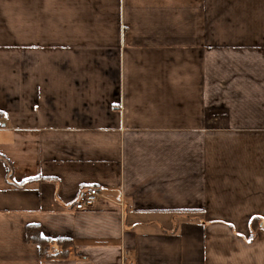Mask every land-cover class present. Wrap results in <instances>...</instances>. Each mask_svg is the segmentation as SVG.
Wrapping results in <instances>:
<instances>
[{
    "label": "crops",
    "instance_id": "obj_1",
    "mask_svg": "<svg viewBox=\"0 0 264 264\" xmlns=\"http://www.w3.org/2000/svg\"><path fill=\"white\" fill-rule=\"evenodd\" d=\"M0 264H264V0H0Z\"/></svg>",
    "mask_w": 264,
    "mask_h": 264
},
{
    "label": "trees",
    "instance_id": "obj_2",
    "mask_svg": "<svg viewBox=\"0 0 264 264\" xmlns=\"http://www.w3.org/2000/svg\"><path fill=\"white\" fill-rule=\"evenodd\" d=\"M28 240L37 243L41 249L43 258H53L66 256L70 242L66 239H50L41 235L38 224H32L27 227Z\"/></svg>",
    "mask_w": 264,
    "mask_h": 264
},
{
    "label": "built area",
    "instance_id": "obj_3",
    "mask_svg": "<svg viewBox=\"0 0 264 264\" xmlns=\"http://www.w3.org/2000/svg\"><path fill=\"white\" fill-rule=\"evenodd\" d=\"M100 196L101 192L98 187H91L89 189L82 190L77 195L73 207L77 211H85L91 209Z\"/></svg>",
    "mask_w": 264,
    "mask_h": 264
}]
</instances>
